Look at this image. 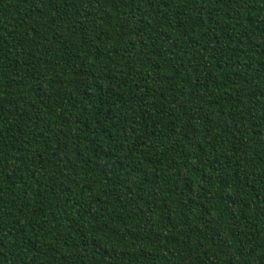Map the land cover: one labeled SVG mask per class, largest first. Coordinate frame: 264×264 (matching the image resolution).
Instances as JSON below:
<instances>
[{
  "label": "trees",
  "instance_id": "1",
  "mask_svg": "<svg viewBox=\"0 0 264 264\" xmlns=\"http://www.w3.org/2000/svg\"><path fill=\"white\" fill-rule=\"evenodd\" d=\"M0 264H264V0H0Z\"/></svg>",
  "mask_w": 264,
  "mask_h": 264
}]
</instances>
